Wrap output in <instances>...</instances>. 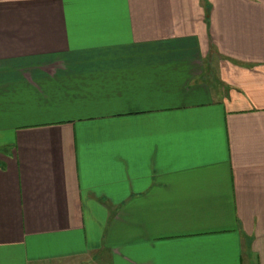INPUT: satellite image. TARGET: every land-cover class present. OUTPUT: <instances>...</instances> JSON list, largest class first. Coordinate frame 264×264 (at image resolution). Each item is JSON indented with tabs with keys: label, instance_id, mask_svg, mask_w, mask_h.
Wrapping results in <instances>:
<instances>
[{
	"label": "crops",
	"instance_id": "crops-1",
	"mask_svg": "<svg viewBox=\"0 0 264 264\" xmlns=\"http://www.w3.org/2000/svg\"><path fill=\"white\" fill-rule=\"evenodd\" d=\"M0 264H264V0H0Z\"/></svg>",
	"mask_w": 264,
	"mask_h": 264
}]
</instances>
